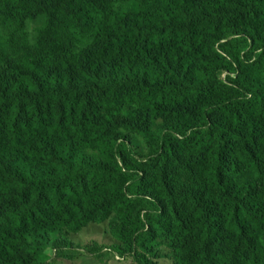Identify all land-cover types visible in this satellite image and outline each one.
<instances>
[{
    "label": "trees",
    "instance_id": "trees-1",
    "mask_svg": "<svg viewBox=\"0 0 264 264\" xmlns=\"http://www.w3.org/2000/svg\"><path fill=\"white\" fill-rule=\"evenodd\" d=\"M41 18L46 29L63 23L62 32L73 33L81 46L101 41L104 64L94 62L80 76L62 79L28 56L22 59L25 70L18 72L14 88L0 77V136H7L6 141L0 139V236L12 222L22 229L35 227L18 243L2 248L0 264H44L51 254L49 239L38 240L53 230L46 226L50 216L75 233L111 223L119 237L124 226H117L115 217L122 214V203H129L125 193L138 197L135 244L150 241L163 225H180V209L187 206L202 253L191 264H230L210 252L223 227L248 242L252 231L264 233V188L239 184L242 170L257 162L253 147L264 146V87L256 84V93L243 90L242 100L231 101L240 109L237 121L243 131L222 125L191 132V156L206 159L207 197L204 187L185 189L168 177L170 156L176 154L174 134L186 138L189 131L171 125L154 133L148 125L134 124L132 104L233 91L238 83L231 77L223 83L220 75L239 65L241 56L250 63L264 57V39L250 33L248 21L264 22V0H0V30ZM231 20L241 27L236 35L226 33ZM4 48L0 36V56ZM126 48L125 58L121 54ZM157 48L162 50L160 59L152 56L154 61L142 62ZM10 50H16L14 44ZM133 63L150 68L134 69ZM249 103L254 107L245 108ZM212 111L204 116L205 127ZM125 124L134 126L131 133L145 140L150 153L142 169L126 166L125 172H117L107 158L102 162L89 153L95 150L106 157L103 148L112 146L109 158L116 164V156L129 148L120 131ZM152 172L167 205L160 206L143 192L147 182L140 174ZM247 249L257 256L262 252L258 243H249Z\"/></svg>",
    "mask_w": 264,
    "mask_h": 264
},
{
    "label": "rangeland",
    "instance_id": "rangeland-1",
    "mask_svg": "<svg viewBox=\"0 0 264 264\" xmlns=\"http://www.w3.org/2000/svg\"><path fill=\"white\" fill-rule=\"evenodd\" d=\"M248 21L252 26L250 33L256 39L263 40L264 29L260 28V25L264 22L257 18ZM62 24H57L55 28L53 23L50 28L46 29V19L41 18L36 21H27L23 27L15 22L3 27L0 30V36L5 39L3 56H0V77L3 79V83H8L9 87L14 88L15 83L18 82V72L25 70L22 59L28 56H31L36 63L41 64L46 72L53 76H60L62 79L80 76L81 70L94 62L104 64V55L100 50L101 41H91L86 46H81L76 42L73 33L62 32ZM225 30L229 35H236L238 31H242L237 20L228 22ZM11 36L14 38L11 39ZM229 40L230 38L226 41ZM12 44L16 48L14 52L10 50ZM164 47L166 46H160V48ZM126 53L129 54L128 48L122 52V57L126 58ZM161 55V49H154L152 52L146 53L142 62L154 61L153 57L160 59ZM196 57L192 56L197 62L198 58ZM260 59L262 61H259ZM132 67L134 69L143 67L149 69L150 65L133 63ZM228 77H231L240 86L233 85V91L227 93L215 90L200 96L167 98L156 105L145 106L139 102L132 104L134 124L138 122L148 125L154 133H157L162 127L171 125H180L189 131L186 138L174 134L173 150L176 154L175 157L170 156L168 177L169 180L185 189L190 186L204 187L206 197L209 194L204 184L206 159L191 156V147L195 143L194 138L190 137L191 132L202 133L222 125L234 126V129L243 131L241 120L237 121L240 109L231 105L235 104L231 101L242 100L245 93L243 90L250 94L256 93L258 91L256 84L264 87V57L258 58L257 56L250 63L241 56L240 64L231 65L228 72L220 75V80L227 83ZM247 102H250V98ZM253 104L249 103L244 106L249 109L254 107ZM209 108H213V111L209 117V127H205L204 116ZM133 127L131 124H125L120 129L122 134L127 137L129 148L124 150L121 155L116 156V164L109 158L112 146L103 148L106 157L101 156L95 150H92L89 156L96 157L102 162L107 158L110 167L117 172L121 170L125 172L126 166L142 169L143 164L149 158L150 147L140 135L131 133ZM212 133L217 136L216 131L213 130ZM229 138L237 143L233 134H230ZM0 139L6 141V133L1 134ZM208 142H211V139ZM253 150L257 152V162L251 168L242 170L239 184L246 188L250 187L249 189L260 188L262 190L264 188V146L258 148L254 146ZM140 175L146 177L147 186L143 191L146 196H149L152 201L159 202L160 206L167 205L163 195L159 197L161 185L158 184L159 178L156 172L147 176ZM114 182L119 185L118 178ZM125 196L129 199V203H122V214L115 217L117 226H124L119 237L114 234L111 223L91 225L85 230L75 233L59 227L51 220L52 216L48 217L46 226L53 230L48 233V238L46 236V238L38 240L44 243L49 239L51 254L44 264H191L201 257L200 238L195 234L194 222L186 210L187 206L180 209L183 215L180 225L175 223L169 227L163 225L161 228H157L156 235L151 236L150 241H146L143 245L135 244L137 231L134 219L140 212L135 202L138 197H131L127 193ZM144 215L145 212H142V220ZM34 228L22 229L16 222H12L5 230L4 235L0 236V255L3 247L13 242L18 243L26 231L30 233ZM251 236L250 242L240 240L223 227L217 240L210 247V252L214 257L230 264H264V233L252 231ZM31 241L32 239H30ZM249 243L260 245L262 251L260 256L256 255L258 252L255 250L247 249ZM131 247H133L132 251H130ZM118 248L123 254H120ZM42 262L43 260L34 264Z\"/></svg>",
    "mask_w": 264,
    "mask_h": 264
}]
</instances>
